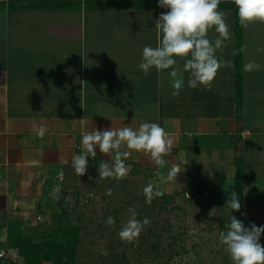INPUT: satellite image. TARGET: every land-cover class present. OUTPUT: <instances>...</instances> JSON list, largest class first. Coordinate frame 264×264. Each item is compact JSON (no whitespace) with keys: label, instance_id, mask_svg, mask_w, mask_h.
Segmentation results:
<instances>
[{"label":"crops","instance_id":"0c3cea01","mask_svg":"<svg viewBox=\"0 0 264 264\" xmlns=\"http://www.w3.org/2000/svg\"><path fill=\"white\" fill-rule=\"evenodd\" d=\"M234 1L220 0L231 38L217 53L232 67L220 68L211 87L185 85L173 96L167 70L138 68L144 45L160 39L155 20L167 9L157 0H0V245L11 246V222L46 213L60 182L79 180L71 158L95 127L151 120L165 128L168 164L130 150V170L163 176L176 164V181L202 187L198 168L235 166L238 157L244 191L264 183V22L243 24L239 52ZM250 59L261 67L244 71ZM88 160L87 173L111 154L97 148Z\"/></svg>","mask_w":264,"mask_h":264},{"label":"rangeland","instance_id":"374dc122","mask_svg":"<svg viewBox=\"0 0 264 264\" xmlns=\"http://www.w3.org/2000/svg\"><path fill=\"white\" fill-rule=\"evenodd\" d=\"M238 166L235 162V166L198 168L196 179L202 187L176 179L166 181V175L143 173L138 168L119 179L99 178L98 169L79 175L78 181H69L70 176L49 195L46 213L35 217V211L24 220L11 222L13 246L27 236L55 234L60 220L65 219L82 226L78 264H233L219 240L220 233L227 230L220 229L221 220L233 215L246 226L264 224V183L249 184L239 209L232 210L227 204L235 191V178L228 173L235 168L236 175ZM150 182L162 194L146 202L143 187ZM130 209L137 212L138 219L148 217L150 221L131 241L119 236ZM109 216L114 218L110 225L105 223ZM260 241L264 245V233ZM0 264L24 262L4 243L0 245Z\"/></svg>","mask_w":264,"mask_h":264},{"label":"clouds","instance_id":"9594fccd","mask_svg":"<svg viewBox=\"0 0 264 264\" xmlns=\"http://www.w3.org/2000/svg\"><path fill=\"white\" fill-rule=\"evenodd\" d=\"M158 6L167 9L159 14L155 26L159 30L160 39L155 47L145 44L138 68L144 75L155 70H167L169 85L173 96L179 95L185 87L198 88L200 85L211 87V82L220 68L232 67L231 60L221 58L217 53L226 46L231 38L230 26L226 13L219 9L220 0H157ZM236 15L243 24L253 21L264 22V0H235ZM214 29L218 35L210 37L208 32ZM178 58L183 60L182 66ZM261 65L250 59L244 64L246 72L257 70ZM185 73L187 80L185 81ZM45 125L35 128V135L43 137ZM84 151L71 158V166L75 173L84 174L89 165V157L96 156V149L101 153L111 154V162L105 161L98 165L99 178H123L130 171L127 158L132 151L149 154L157 165H167L165 154L172 151L173 139L165 128L156 121L146 120L138 127L129 124L113 128L100 127L86 131L81 136ZM125 145V150L121 149ZM180 167L173 164L167 168L166 181L177 179ZM107 192L110 194L111 189ZM146 202H151L154 196L162 193L153 183L143 187ZM227 204L232 210L239 209L241 199L235 191L230 194ZM135 210L130 209V215L123 223L119 236L122 240H133L150 221L148 217L137 218ZM106 224L114 223L109 216ZM264 233V224L257 225L244 222L231 215L227 230L219 235L233 264H264V245L260 238ZM106 254V253H105Z\"/></svg>","mask_w":264,"mask_h":264},{"label":"trees","instance_id":"16d2710c","mask_svg":"<svg viewBox=\"0 0 264 264\" xmlns=\"http://www.w3.org/2000/svg\"><path fill=\"white\" fill-rule=\"evenodd\" d=\"M235 5V1L233 2ZM232 5V6H234ZM243 23L237 18L236 22V35L238 51L240 52L241 35H242ZM238 57V63L241 60ZM239 77V73H238ZM241 83V79H238ZM236 162H239V168L235 175V192L238 194L241 202L243 203L244 197V168H242V160L238 158ZM196 185V184H195ZM80 196L81 192H78ZM40 213V212H39ZM67 214V212H66ZM38 213L35 214V217ZM67 217V216H66ZM80 219V217H78ZM60 225L57 227L55 234L51 233L42 234L43 236H27L17 241L13 239L10 234V241L12 249L18 252V257L21 258L24 264H78L77 254L81 239L82 226L76 225L72 222H66L65 219L60 220ZM229 220H221L220 229L226 230ZM62 236V237H61ZM14 244V246H13Z\"/></svg>","mask_w":264,"mask_h":264},{"label":"built area","instance_id":"2783aa9c","mask_svg":"<svg viewBox=\"0 0 264 264\" xmlns=\"http://www.w3.org/2000/svg\"><path fill=\"white\" fill-rule=\"evenodd\" d=\"M242 135H243V137H247V134L245 132Z\"/></svg>","mask_w":264,"mask_h":264}]
</instances>
